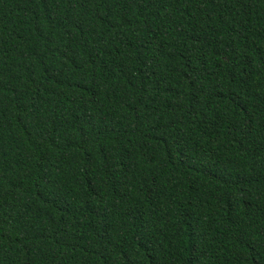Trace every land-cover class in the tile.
Listing matches in <instances>:
<instances>
[{
  "label": "trees",
  "instance_id": "1",
  "mask_svg": "<svg viewBox=\"0 0 264 264\" xmlns=\"http://www.w3.org/2000/svg\"><path fill=\"white\" fill-rule=\"evenodd\" d=\"M0 264H264V0H0Z\"/></svg>",
  "mask_w": 264,
  "mask_h": 264
}]
</instances>
